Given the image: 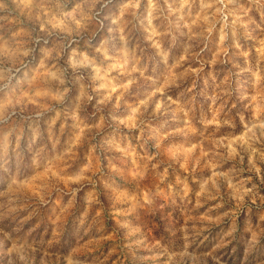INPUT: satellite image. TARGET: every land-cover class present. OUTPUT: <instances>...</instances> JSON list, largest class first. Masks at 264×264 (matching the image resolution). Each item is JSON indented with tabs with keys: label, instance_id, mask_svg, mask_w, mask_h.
Returning <instances> with one entry per match:
<instances>
[{
	"label": "rangeland",
	"instance_id": "1",
	"mask_svg": "<svg viewBox=\"0 0 264 264\" xmlns=\"http://www.w3.org/2000/svg\"><path fill=\"white\" fill-rule=\"evenodd\" d=\"M6 73L0 264H183L193 237L248 264L264 245V0H0Z\"/></svg>",
	"mask_w": 264,
	"mask_h": 264
},
{
	"label": "clouds",
	"instance_id": "2",
	"mask_svg": "<svg viewBox=\"0 0 264 264\" xmlns=\"http://www.w3.org/2000/svg\"><path fill=\"white\" fill-rule=\"evenodd\" d=\"M184 3H187V0H184ZM223 39H224V37L222 35L221 40H223ZM26 54L27 53H25V55ZM75 66H76L75 63H73V67H75ZM10 80H11V75L8 73L0 76V81H3V84L0 86L7 88L9 86ZM61 83L63 84L64 81H61ZM66 91H67V89H65V92ZM22 96H25V94L23 93ZM62 97H63V93L60 94V98H62ZM20 99H21V97H17V96H15V94L9 95L8 97H6L4 99V101L2 103H0V114L4 113L10 105H13L14 103H19ZM5 140L7 141V137H5ZM5 148L7 149V143L5 144ZM77 179H79V177H77ZM149 203H150V201H149ZM221 231H222V229H221ZM70 235L72 237V241L75 242L76 237L79 234L77 232H72V233H70ZM215 238H216V234L210 233L209 235L204 237V240H207L208 246H210L214 243ZM33 239H34V241L39 240V244L37 245V248H33V251H37L38 248L44 246L45 242H44L43 238H41L39 236V234H37V236L34 237ZM235 239H236V243L238 245V249L236 250V252L247 250L248 240H247V235L243 229V226H241L240 231L236 232ZM202 243H203V241L198 240L196 237H193V238H191V240L188 241V243L183 247V250L178 253L183 259V264H191V261L189 258L196 255L197 252H199V256L197 257V264H208V262L206 261L205 256H204V249H201L199 247V245ZM72 246H73V243H70L69 240L67 238H65L62 241V243L59 245V247L53 249V251H67V250L71 249ZM29 247H31V245H29ZM253 247H254V251L251 252V256H250V259L248 261V264H264V245H259V246L254 245ZM172 248L173 249L179 248V240L178 239L172 245ZM166 253H167L166 249L160 250V252H159L161 257L166 256ZM69 255H71V253H69ZM70 264H71V262H70ZM79 264H88V262L84 259H81L79 261ZM160 264H165V261L163 259H161ZM212 264H227V261L221 257H213Z\"/></svg>",
	"mask_w": 264,
	"mask_h": 264
}]
</instances>
